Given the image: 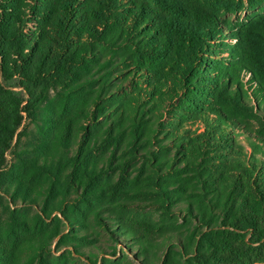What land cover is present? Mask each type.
Masks as SVG:
<instances>
[{
	"label": "trees",
	"instance_id": "16d2710c",
	"mask_svg": "<svg viewBox=\"0 0 264 264\" xmlns=\"http://www.w3.org/2000/svg\"><path fill=\"white\" fill-rule=\"evenodd\" d=\"M245 2L264 0H0V264H67L51 242L85 248L90 220L138 264H264V10L227 17Z\"/></svg>",
	"mask_w": 264,
	"mask_h": 264
},
{
	"label": "rangeland",
	"instance_id": "374dc122",
	"mask_svg": "<svg viewBox=\"0 0 264 264\" xmlns=\"http://www.w3.org/2000/svg\"><path fill=\"white\" fill-rule=\"evenodd\" d=\"M264 10V2L257 5L255 8L249 7V4L245 2L238 11L228 12L227 17L234 23L241 22L254 12H261ZM168 122V118H164L163 124ZM18 133L20 135L15 136L8 151L6 152L7 163L10 164L15 161L18 152L21 153L24 149L30 147V145L36 140L35 126L29 120L24 119L22 126H20ZM131 171H135V168H129ZM118 173L116 180L118 179ZM4 200L0 203V209L3 211ZM128 208L131 209L133 217L143 223L144 226L150 227L153 223L164 224L166 219L163 214L157 210L148 200L142 198H133L128 203ZM32 213V211H31ZM186 217V212L179 214L172 218L174 223H183ZM109 219V218H108ZM189 221L186 220L185 223ZM160 227V226H157ZM89 229L94 241L87 243L85 248H73L70 245L59 244L58 237H56L50 244L51 253L50 259H62L67 264H138L136 259L135 245L131 243L130 236L118 237L113 235L109 230L99 229L90 220ZM108 229V228H107ZM68 229L65 227L64 233H67ZM128 243V244H126ZM59 245V248H58ZM79 248V250H77ZM71 250L72 253L67 251ZM77 250V251H75ZM95 261V262H94Z\"/></svg>",
	"mask_w": 264,
	"mask_h": 264
}]
</instances>
